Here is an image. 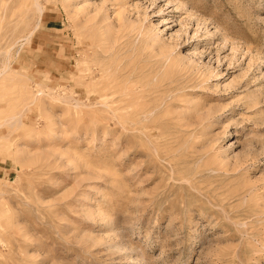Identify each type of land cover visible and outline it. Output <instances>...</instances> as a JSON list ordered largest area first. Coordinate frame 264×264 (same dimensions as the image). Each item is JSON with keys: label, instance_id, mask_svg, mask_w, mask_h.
I'll use <instances>...</instances> for the list:
<instances>
[{"label": "rangeland", "instance_id": "rangeland-1", "mask_svg": "<svg viewBox=\"0 0 264 264\" xmlns=\"http://www.w3.org/2000/svg\"><path fill=\"white\" fill-rule=\"evenodd\" d=\"M0 264H264V0H0Z\"/></svg>", "mask_w": 264, "mask_h": 264}, {"label": "bare ground", "instance_id": "bare-ground-1", "mask_svg": "<svg viewBox=\"0 0 264 264\" xmlns=\"http://www.w3.org/2000/svg\"><path fill=\"white\" fill-rule=\"evenodd\" d=\"M40 7V6H39Z\"/></svg>", "mask_w": 264, "mask_h": 264}]
</instances>
